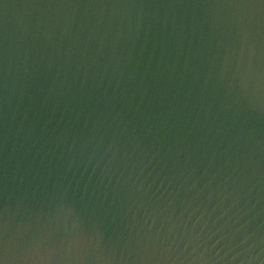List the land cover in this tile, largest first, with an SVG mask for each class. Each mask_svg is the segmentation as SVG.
I'll return each instance as SVG.
<instances>
[{"label":"water","instance_id":"obj_1","mask_svg":"<svg viewBox=\"0 0 264 264\" xmlns=\"http://www.w3.org/2000/svg\"><path fill=\"white\" fill-rule=\"evenodd\" d=\"M0 264H264V0H0Z\"/></svg>","mask_w":264,"mask_h":264}]
</instances>
